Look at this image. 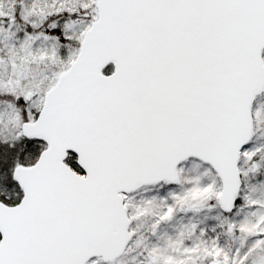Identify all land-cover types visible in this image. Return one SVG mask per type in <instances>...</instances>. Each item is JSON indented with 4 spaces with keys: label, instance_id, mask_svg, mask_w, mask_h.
<instances>
[{
    "label": "snow or ice",
    "instance_id": "snow-or-ice-1",
    "mask_svg": "<svg viewBox=\"0 0 264 264\" xmlns=\"http://www.w3.org/2000/svg\"><path fill=\"white\" fill-rule=\"evenodd\" d=\"M0 264H264V0H0Z\"/></svg>",
    "mask_w": 264,
    "mask_h": 264
}]
</instances>
